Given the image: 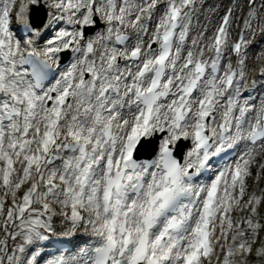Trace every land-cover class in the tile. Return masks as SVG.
<instances>
[{"label": "snow or ice", "instance_id": "snow-or-ice-1", "mask_svg": "<svg viewBox=\"0 0 264 264\" xmlns=\"http://www.w3.org/2000/svg\"><path fill=\"white\" fill-rule=\"evenodd\" d=\"M0 264H264V0H0Z\"/></svg>", "mask_w": 264, "mask_h": 264}]
</instances>
